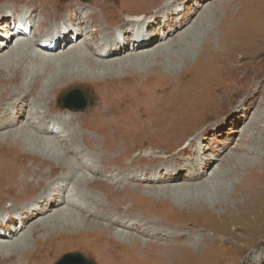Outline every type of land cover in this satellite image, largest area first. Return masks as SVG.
<instances>
[{
    "label": "rangeland",
    "instance_id": "obj_1",
    "mask_svg": "<svg viewBox=\"0 0 264 264\" xmlns=\"http://www.w3.org/2000/svg\"><path fill=\"white\" fill-rule=\"evenodd\" d=\"M11 1L15 0H0V6L4 5L0 10V26L1 24L7 23V21L4 20L10 13L12 15L11 19L16 21V14L19 10L11 7L9 4ZM35 1L42 5L44 11L47 10V7L42 4L43 0ZM67 1L68 0H62V3L58 4V8L64 9L62 4H65ZM81 1L86 3V5L92 2V0ZM173 1L174 0H94L93 5L96 8L101 11L106 10L110 13L106 14L107 18H111L110 16L117 14L119 17L116 18L129 21V16L123 15L122 13L124 11L137 13L135 15H141L142 22L136 23V30L141 29L146 32L148 28L155 27L159 35L158 39H153L150 46L142 47L137 51L130 50L129 52V50H126L121 53V55H116L110 59L121 58L129 53H137L155 48L161 43H168L170 39H175L179 33L193 26V23L199 17H201V20L199 18L201 25L197 27V29L195 28L191 31L187 42L183 41L181 45L180 43H175L171 46L172 48H168L169 53H166L167 56L165 57L163 56L165 53H161L162 55L158 56V61H162L163 65L159 64L160 67H156V70L145 69L121 73L119 77L106 75L105 78L107 79L93 81V83L92 81H69L70 83L66 82L68 84L65 83L64 86L58 88L55 94L52 93L51 97L47 95L37 103L42 102L41 113L45 112L46 108L49 109V104H51V109H49L50 112L55 113L59 111L58 108L65 109V107L61 105V102L68 91L72 89H82L90 93L89 95L85 92L88 99H91L92 102V105L86 109L87 111L93 106L94 109L98 108L95 97L100 96L101 99H104L103 87L104 85L109 86L107 81L126 84L127 79L130 77H140L141 82L138 83L141 85L145 84L148 80L159 79L162 81L160 84L157 82L155 85L152 84L150 86L151 92H148L141 98L140 105L133 111L131 116L122 118L124 120L122 130L125 133L124 138L127 140L124 139L123 141L116 142L114 148L110 149V143H98L102 141V136L105 134L106 130L109 131L102 127H100V129L105 131H98L100 136L97 133L98 135L96 134L95 138L93 136H87L84 133V129L86 128L80 129V132L79 129H77L75 132L76 134L69 133V128H66L67 133L65 132V134H62L65 138L60 141L62 142L64 140L65 142L66 139L72 140V138H74L80 144L82 142V136L88 137L90 141L85 137L84 143L90 148L91 144L89 142H91L98 151L96 153L93 150H84L83 146H79L81 148L79 152H82H78V154H80L79 159L85 156V154L82 155L83 152L86 154L91 153L93 154V158L98 161V166L105 164L106 167L111 165L115 167L122 165L125 162L124 160L129 158L128 161L134 157L141 158L139 152L143 150L152 155L162 157L163 159L170 156V154H165L163 151L154 150V146H159L161 149H170L171 151L180 146L182 148L186 147L185 149H177L175 151V153H177L175 157L167 158L169 161L165 162L166 165L169 162L171 163L167 165V169L163 168L162 174L164 177H162L161 174L157 176V172L155 173V170H153V177L155 179L161 177L162 180L177 174V171L173 169L175 168L174 165L181 164L183 166L186 164L187 166H185L184 169L179 168L182 171L180 173L182 178L180 179L181 182H179L180 180L177 182L173 180L151 182V180H140L138 177L133 179L131 173H128L129 176L126 174L128 177L118 174V178L114 180H108L100 174L96 175V177L101 180L115 182L117 188L126 185L148 186L153 189L154 187H164L166 185H174V187L175 185H191L194 187L196 183L207 182L205 180L211 177L213 171L219 170L221 173L218 172V175L220 174L218 178L223 181V184L219 186L217 195L212 196L209 198L210 200L205 203V208H209L215 213L214 217H216L215 220L217 223H215V221L212 224V220L209 221L206 219L207 216H202L204 217L202 219L199 218L197 214L204 212L202 208H196V210L192 208V214H179L180 211L182 212V206H179L180 211L178 210L176 215H174L175 212L167 215V211L173 209L172 204L168 202L169 200H161L159 203L157 201H152L156 208L154 211L150 210V206H146L145 209L140 210V207L136 205L133 207L135 211L134 216L142 214L150 221L143 219V223L146 224L144 235L141 233L138 234L135 231H131V233L142 237L150 243V247L143 250L144 253L148 254L146 255L148 259L146 262H143V259L135 257L136 254L132 252L133 250L137 251V254L141 253L137 247L131 249L128 247L129 249L126 250L119 246L121 250L117 249L111 253V256L115 260V264H125L128 262V259L130 261L129 264H264V0ZM188 1L192 4L199 5L195 7L197 11L192 15H190V11H185V5L189 4ZM167 3H171L172 5L156 12L152 11L153 14L150 13V15H142L151 8L158 7L161 4L166 5ZM50 4H55L54 0H49V5ZM17 5L20 4L16 3L14 6L16 7ZM86 11L87 10H81L78 12L77 18L72 23L74 26L73 30H80L78 28H80V25H83ZM37 12L38 11H34L37 17H33L34 19H32L34 23L28 31L30 33H28L29 38L33 37V32L31 31H33V28L36 29L37 22L44 21V18L41 15L39 16ZM98 17L102 21L103 26L106 27V21L101 18V15ZM69 19L67 14L60 16L59 20L53 21V23L50 24V30H61L69 23ZM202 19L203 23L201 22ZM184 23L186 25L181 31H178L177 34L174 33V36L171 35V33L168 34L173 25ZM127 25L128 23L116 25L110 31L113 33L109 37L112 38L117 35L119 38L122 37L123 39L130 40L131 35H127L126 37L119 35L124 28L125 30L131 28L129 27L130 25ZM20 27L22 28V26ZM93 27L94 26L88 30H92ZM68 30H71V28L68 27ZM125 30L123 32H125ZM82 31L86 33L89 32L84 29ZM0 33H3L2 29H0ZM71 34H73V32H71ZM17 35L18 34H15L13 37L16 38ZM85 35L87 34H84L80 40L74 38L73 41L82 44L80 41L85 38ZM167 35L171 36L166 39ZM87 36L91 38L89 34ZM2 38L3 37L0 36V40H2ZM161 38H163V40ZM159 39L162 41L165 39L166 41L155 43ZM128 40L127 42H129ZM76 43L72 44V46L70 45V48H77L79 44ZM14 44L15 41L13 39L6 48V51L11 50L12 47H17V45ZM67 45L65 49L63 48L65 52L70 49L69 44ZM73 45H76V47ZM130 47L131 46H129V48ZM17 48L19 49V46ZM82 48L85 47L82 46ZM36 49L42 52L37 53L39 58L44 54V51L39 48ZM58 52L60 53V51ZM57 53L55 52V54ZM52 54H54V52H52ZM33 65V62H28L27 66H30V68L28 67L29 69L27 68L26 72L29 73V75L35 72L39 73V68L36 67L38 69L34 70L35 66ZM23 66L24 64L22 67ZM40 69L43 71L40 70L38 77L34 81L36 87L33 88L31 94L27 95L29 100H36L34 99L37 98L35 94L41 88V83L44 78L51 72V69H48L45 65H42ZM147 71H150L148 75L151 77L145 78L148 73ZM163 72L167 73L168 76ZM155 76L158 77L154 78ZM6 81L0 80L2 88L8 86ZM57 82L59 83L60 81L58 80ZM174 84H177L179 87ZM170 85L171 87H169ZM162 86L163 88L167 87L164 94L160 90ZM126 89H129V87H126ZM61 91L62 93L60 94ZM156 94L159 97L162 96L158 98ZM153 95L156 97L155 100L152 97ZM151 100H153V102H151ZM34 105L36 106V104H33V106ZM66 108L73 109V111L76 112L79 111L71 107ZM28 110V106L23 108V111L20 113L21 120L27 116ZM101 112L109 115L110 109L108 111L106 106L101 109ZM119 113L122 115L124 111L120 110ZM65 117L70 116L67 115ZM95 120H97V118L94 114L90 117L89 121H85L83 124L86 127H89V124H93L96 127L98 123ZM25 121H20L19 125L15 128L1 129L0 132H7L10 129L16 130L18 127H21V123ZM69 125L70 127L72 126L71 128L74 127L72 124ZM87 130L91 131V129L88 128ZM159 130H161V134H155ZM62 135L53 134L49 136V138L54 136L57 138L63 137ZM104 139L108 141L106 138ZM4 140H6V138L0 139V141H2V144H0V208L4 207L7 203L10 204L21 198L17 197V185L19 181L17 182V180H14L13 175H16L17 172L21 170L22 165H24L26 171L31 173H29V180L32 178L39 179L41 174L47 179L48 177L46 176L48 175L46 171L65 169V167L59 166V164L50 159L42 158L41 155H33L40 153L30 142H26L27 145H25L29 153H24L26 150L22 151L21 148H19V151H13L11 149L12 147H9L7 143H3ZM64 142H62L63 146L65 144ZM190 143L193 145L189 147L188 145ZM101 147H104V150ZM48 150L49 148L46 149L47 153ZM108 150L109 152H107ZM3 151H5V153ZM55 152L56 157L60 155L57 151ZM19 153L24 154L19 155ZM49 155L53 156L54 153L50 152ZM76 155L77 153H74V156ZM100 157L101 159H99ZM88 159H91V157ZM205 161L208 163L206 164L207 173L204 172L202 174L204 168L200 165L197 166V163H205ZM85 166V169H90L89 172L95 170L90 161H88V164ZM195 169L196 171L193 172ZM85 173L88 172L86 171ZM57 174H59V172ZM81 174L82 172L78 173L77 176ZM192 175L198 176L196 181L191 180V178H193ZM17 179L19 178L17 177ZM117 179L119 183H117ZM76 180L78 181L77 178H75V182H77ZM44 183H46V181ZM97 189L108 194L107 198L110 203L106 206L108 208L123 209L120 203L130 201L131 199L133 201L143 202L144 199L138 195L128 196L127 193H122L121 190L116 189L111 184L108 186L97 185ZM39 190L38 185L32 186L31 184L28 188L30 194H33V192L36 193ZM125 190L126 189L123 191ZM196 191L197 188L195 187L191 189L192 194L199 193ZM134 193L137 192L134 191ZM135 197H138V199ZM218 203L221 204L218 205ZM127 204L130 207L133 206L129 203ZM24 207H27V205ZM7 209H9L8 204L6 209H0V212L6 211ZM192 210H189V212ZM163 212L164 214L161 215ZM46 214H52V212L49 211ZM46 214H43L41 217L37 216L32 218V220L29 221L30 224L21 230L13 239L19 238L22 233L27 234L30 230V226L35 223L34 221L37 222L39 219L44 218ZM134 216L131 219L133 221H135L133 218H140ZM6 217L7 213H0L1 223L9 221ZM89 217L90 219H94L91 216ZM101 223L107 224L109 222ZM128 223L131 222L127 221V224ZM66 224L71 225L70 227L72 230L78 226L77 221L69 220ZM152 226L155 228L154 230L151 229L153 228ZM101 230L102 229L99 228L93 232L92 229L89 231L90 234L83 235L85 238L77 235L76 231L72 232L70 230L69 232L64 231L63 233L65 235L62 236L59 234L47 236L42 229L35 230L32 233L33 238H30L29 250L27 249V253V250H24L25 254L21 252L17 255L13 253L10 255L11 257H0V264H27V262H23L27 258L31 260L28 261V263L32 264L35 262L39 263L40 261H48L51 263L53 261L52 258L55 256L56 259L54 260V264H58L66 254L70 253H79L86 259L93 261L94 264H101L100 259L90 252L93 246L102 242L105 244V240H107L105 237L96 238L97 235L105 233V230ZM50 231H53V229ZM97 232L98 234H93ZM55 235L57 237L53 238ZM147 235H149V237ZM79 239H82L81 241H84V243L80 242ZM57 241H59L61 245L57 243ZM69 242L74 244H69ZM76 244L77 246H75ZM190 245L192 247H190ZM158 246H160V248ZM162 246H165V248ZM180 246L183 247L180 248ZM219 247H223V250L220 249V252L217 250ZM48 248H50V250ZM155 253L160 254V256L164 255L165 258L158 259L157 256H155V258L151 256ZM141 257H143V255H141ZM149 257L153 258L149 259Z\"/></svg>",
    "mask_w": 264,
    "mask_h": 264
},
{
    "label": "bare ground",
    "instance_id": "obj_2",
    "mask_svg": "<svg viewBox=\"0 0 264 264\" xmlns=\"http://www.w3.org/2000/svg\"><path fill=\"white\" fill-rule=\"evenodd\" d=\"M176 1L179 0H174L173 2ZM16 3H19L20 5H17L15 7L14 5ZM54 3L55 4L49 5V0H43L42 4L47 7V10H45V12L43 10L42 5L40 3H37L35 0L11 1L9 3L11 7L16 10H19L16 14V21H13L11 19L12 15L10 13L8 17L4 20L7 21V23H4L3 25L1 24L0 26V29L3 30V33H0V36L3 37L2 40H0V54L4 52L0 55V80H7L6 82L8 83L7 87L2 88V86L0 85V119H2L0 120V130L9 129L13 127L15 128L19 125L20 121L22 122V120H26L25 122L21 123L22 126L18 127L16 130L10 129L7 132H0V139L6 138L3 143H7L9 147H12L11 149L13 151H19V148H21L22 151L26 150L24 153H29L25 145H27L26 142H30L40 153H32L33 155H41L42 158L50 159L53 162L59 164V166L65 167V169H54L46 171L48 175L46 176L48 177L47 179L43 177V174H41L39 179L32 178L31 180H29L28 177L31 173L24 169V165L21 166V170L17 172L16 175H13V179L17 180V182L19 181L17 185V197L21 198L15 202H11L10 204L7 203L9 209L0 212L7 213L6 218L9 219V221L7 222L1 223L0 221V257H9L13 253L14 255H17L21 252L24 253V250H29L28 246L30 244V238H33L32 233L38 229H42L47 236L54 234H59L62 236L65 235L63 233L64 231L69 232V230L72 232L76 231L77 235L79 236H85L88 233L90 234V230L93 229L94 232V230L101 228V231L105 230V233L97 235L96 238L105 237L107 239L105 240V244L104 242H102L96 246H93L90 249V252L95 254L100 259L101 264H115V260L111 256V253H113L117 249L121 250L119 246L126 250H128L129 248L131 249L137 247V249H139L141 253L137 254V251L134 250L132 252L136 254V258L143 259V262H146V260L148 259L146 255L148 254L144 253L143 250H146L148 247H150V243H148L147 240H144L142 237L132 234L131 231H135L138 234L141 233L142 235H144L146 230V224L143 223V219L148 221L150 220L148 218H145V216L142 214L134 216L135 211L133 210V207L137 205L140 207V210H142L145 209L146 206H150V210L154 211L156 208L154 207L155 204H153L152 201H157L159 203L161 200H169L168 202L172 204L173 209L167 211V215L172 214L174 212V215H176L177 211H180L179 206H182V212H178L179 214H192V208L195 210L196 208H202L204 212L197 214L199 218L202 219L204 218L202 216H207L206 219H208L209 221L212 220L211 223L213 224L216 221V217H214L215 213H213V210L205 208V203L210 200L209 198L217 195V193L219 192L217 191L219 186L223 184V181L218 178V176L220 175H218V172L220 171H213L211 177L205 180L207 182L199 184L196 183L194 185V187L197 188L196 192H199L198 194H192L191 189H194V187H192L191 185H175V187L174 185H166L164 187H154V189L149 188L148 186L126 185L117 188V186H115V182H111L108 180H114L115 178H118V174L126 175L128 173H131L133 175V179L138 177L140 180H151V182H161L165 180H173L174 182H177L178 180L182 179L180 176V173L182 171L180 169H184L185 166H187L186 164H184L183 166L181 164L174 165L175 168L173 169L177 171V174L169 178H164L161 180V177H158V179H155L153 177V170H155V173L157 172V176L161 174L162 177H164V175L162 174L164 170L163 168L167 169V165L171 163L169 162L166 165L165 162L169 161V159L167 158L175 157L177 154L175 153V151L182 147L180 146L171 151L170 149H161L159 146H154V150L163 151L165 154H170V156H167L163 159L162 157L152 155L151 153L143 150L139 152L141 158L134 157L130 161H128L130 158H126L127 160H124L125 162L122 165L116 167L111 165L109 167H106L105 164H101L98 166V161L93 158V154L91 153L86 154L85 152H83L82 155L85 154V156L79 159L80 154H78V152L80 151V147L82 146L84 147V150H93L96 153L98 151L91 142H89L91 144L90 148L87 147V144L84 143V139L86 136H82V142L80 144L77 140L72 138V140L66 139L65 142L63 140L62 142L65 143L63 146L60 140L65 138V136H63L62 134H65L67 130L66 128H69V133L73 134L76 132L77 129H79L80 132V129L86 128L84 129V133L87 136H93L95 138V135L98 133V131H105L103 129H100V127H102L108 129L109 131L106 130L105 134L102 136V141L98 143H110V149L114 148L116 142L123 141L124 139L127 140L126 138H124L125 133L122 130V127L124 126V120L122 118L131 116L133 111L140 105L141 98L145 96L148 92H151L150 86L152 84L155 85L157 82L160 84L162 81H160L159 79L148 80L143 85L138 83L141 82L140 77H130L127 79L126 84H119L117 82L107 81V83H109V86L104 85L103 87L104 99H101L100 96L95 97V102L98 104V108L94 109L93 106L87 111L86 109L92 105L91 99L89 100L87 96L86 98L88 100V106L84 110H79L78 112L73 111V109H67L65 107V109L58 108L59 111L51 113L49 110L51 109V104H49V109L46 108V111L41 113L40 110H42V102H37L41 101L47 95L51 97L52 93L55 94L58 88L64 86L66 82L70 83L69 81H92L93 83V81H102L107 79L105 78L106 75L119 77L121 73H129L145 69L150 70L155 69L156 67H160V65H163V62L158 61V56L162 55L161 53H165L163 55L164 57L167 56L166 53H169L168 48L173 46L175 43H180L181 45L183 41L187 42L191 31L195 28L197 29V27L201 25V17H199L200 20L198 18L193 23V26L179 33L175 39H170L168 43H161L166 41L165 39L164 41H162L163 38H161L162 40L159 39L157 42H155L161 43L158 45L159 47L156 46L155 48H150L137 53L126 54L121 58L110 59L116 55H121V53L125 52L126 50H129V52L130 50L137 51L142 47L150 46V43L153 42V39H158L159 37L155 27H147L148 30L146 32L145 30L141 29L136 30V23L140 21L142 22L140 17L141 15L136 16L135 14L137 13H132L130 11H124L122 13L123 15L129 16V21H123L122 18H116L119 16L114 13V16L109 15L111 18H107L106 14L110 13H108L106 10L101 11L96 8L93 5L94 0H92L91 4L89 5H86V3H83L81 0H68L65 4H62L64 6V9L58 8V4H61L62 0H54ZM171 3H167L166 5L161 4L158 7L156 6L155 8H151L142 15H150V13L153 14L152 11L156 12L167 8L169 5H172ZM3 6L4 5L0 6V10ZM185 6V11H190V15H192L195 11H197L195 7L199 5H196L194 3L192 4L189 2V4ZM81 10L87 11L84 14L85 17L83 19V25H78L80 27L78 29L80 30L75 31L73 30L74 26L72 25V23L77 18L76 16L78 12H80ZM34 11H38L37 14L39 16L41 15L44 18V21L37 22L36 29L33 28V31H31L33 32V37L29 38L28 36L30 33L28 31L34 23V20L32 19H34L33 17H37V15L35 16L36 13H34ZM64 14L68 15V18H70L69 20L71 22L69 21V23L61 30H50V24L53 23V21L59 20V17ZM99 15H101V18L106 21V27L103 26L102 21L98 17ZM201 22L203 23V19ZM126 23H128V25H130L129 27L131 28H127L128 32L127 29L125 30L124 28L125 32H123V30L119 35L123 37L131 35L130 40L123 39L122 37L119 38V36L117 35L112 38L109 37L113 33L110 31L116 25ZM185 25V23L173 25L172 29L168 34H177L178 31H181ZM20 26H22V28ZM92 26H94L95 28L93 27L92 30H88L91 29ZM68 27H70L71 30H68ZM83 29L89 32L86 33L82 31ZM71 32H73V34H71ZM15 34H18L16 38L13 37ZM84 34H89L91 38L85 35V38L80 41V43L82 44L73 41L74 38H78L80 40V38ZM171 35H167L166 39ZM13 39L17 47L19 46V49L17 47H12L11 50L6 51V48L9 46L10 42L13 41ZM127 40L130 43L127 42ZM75 43L79 44V46H77V48H70V45L72 46V44ZM67 44H69L70 49L66 50L65 52L63 48L65 49V47L68 46ZM73 46L76 47V45ZM82 46H84L85 48H82ZM129 46L131 47L129 48ZM36 48H39L44 51V54L41 55L39 58L37 56V53L42 52L40 50L38 51ZM58 51H60V53ZM52 52H54V54H52ZM55 52L58 53L55 54ZM27 60L28 62L30 61L31 63H34V70L39 68V73L42 65H45V67L51 69L50 74L44 78L41 83V88L35 94L37 98L34 99L36 100H29V98H27V95L31 94L33 88L36 87L34 81L38 77L39 73L35 72L29 75V73L26 72L27 68H30V66H27ZM23 64L24 66L22 67ZM147 72V76L145 78L151 77L148 75L150 71ZM165 74L167 75V73ZM157 77L155 76L154 78ZM58 80L60 81L59 83L57 82ZM171 85L169 87H171ZM174 85L178 86L177 84ZM126 87H129V89H126ZM162 88L160 90L164 94L165 89L167 87H164L163 89ZM84 92L90 95L87 90H84ZM61 93L62 91L60 92V94ZM152 97L155 100V95H153ZM157 97L160 98L158 95ZM151 102H153V100H151ZM33 104H36V106H33ZM25 106L29 107L28 114L21 120L20 113L21 111H23V108ZM106 106L108 108V111L110 109L109 115H106L101 112V109ZM120 110L124 111L122 115H120L119 113ZM94 114L97 118V120L95 121L98 123L96 127L93 124H89V127L84 126L83 123L85 121H89L90 117H92ZM67 115L70 117H65ZM69 124L74 125V127L71 128L72 126L70 127ZM87 128L91 129V131H88ZM160 131L161 130L157 131L155 134H161ZM53 134L62 135L63 137L57 138L54 136L52 138H49V136H52ZM103 137L106 138L108 141H106ZM86 138L88 139V137ZM88 140L90 141V139ZM0 144H2V141H0ZM191 145L193 144L190 143L188 146L190 147ZM48 148L49 150L47 153L46 149ZM101 148L104 150V147ZM185 148L186 147L182 149ZM109 150L107 152H109ZM55 151H57V153H60V155L56 157ZM3 152L5 153V151ZM50 152H53L54 155L50 156ZM24 153H19V155ZM74 153H77V155L74 156ZM90 157L91 159H88ZM99 159H101V157ZM88 161H90V163H92L95 168V170H93L92 172H89L90 169L88 170L84 168L86 167L85 165L88 164ZM206 164H208L206 161L205 163H197V166L200 165L202 166V168H204L202 174L207 171ZM83 171H87L89 174ZM195 171L196 169L193 172ZM58 172L59 174H57ZM80 172H82V174L77 176V174ZM99 174L102 177H106L108 180H101L97 178L96 175ZM128 176L126 175V177ZM17 177L19 179H17ZM192 177V181H196L198 178V176L193 175ZM75 178L78 179V181L76 180L77 182H75ZM45 181L46 183H44ZM179 182H181V180ZM117 183H119L118 179ZM31 184L32 186L38 185L40 190L36 193L33 192V194H30L28 188ZM109 184H111L116 189L121 190L122 193H127L128 196L138 195L141 198H144L143 202H138L136 200L133 201L131 199L130 201L120 203V205L123 206V209L106 207L110 204L107 198L108 194L104 193L103 191H99L97 189V185L108 186ZM124 189L126 190L123 191ZM134 191L137 193H134ZM135 198L138 199V197ZM127 203L133 206L130 207ZM7 204L0 209H6ZM219 204L221 203H218V205ZM25 205H27V207H24ZM73 207H75L76 210ZM189 210L192 211L189 212ZM49 211H51L52 214H46ZM43 214H46L45 217L39 219L37 222L34 221L35 223L30 226V230L27 234L22 233L19 238L13 239L20 233L21 230H23L27 225L30 224L29 221L32 220V218L37 216L41 217ZM163 214L164 212L161 213V215ZM88 215L93 217L94 219H90ZM133 216L140 218H133L135 220L133 221L131 220ZM69 220L77 221L78 226L72 230V228L70 227L71 225L66 224V222ZM127 221H130L131 223L127 224ZM101 222L109 223L103 224ZM12 223L14 224L11 225ZM215 223H217V221ZM52 229L53 231H50ZM151 229L154 230L155 228L153 227ZM93 234H98V232ZM56 235L55 237L53 236V238H56ZM147 236L149 237V235ZM82 239H79V241L84 243V241H81ZM57 243L61 245L59 241H57ZM69 244L74 243L69 242ZM75 246H77V244ZM158 247L160 248V246ZM162 247L165 248V246ZM182 247L180 246V248ZM190 247L192 246L190 245ZM222 248L223 247H219V249L217 250H219L220 252V249L223 250ZM48 249L50 250V248ZM28 250L26 251V253L28 252ZM141 255H143V257H141ZM151 256H153L154 258L155 256H157L158 259L165 258L164 255L160 256V254L158 253L152 254ZM151 258L149 257V259ZM52 259L53 261L51 263L48 261V263L45 261H40L39 263L35 262L34 264H54L56 256ZM28 261L31 260L27 258L23 262H27V264H32L28 263ZM129 263L130 261L128 259V262L125 264Z\"/></svg>",
    "mask_w": 264,
    "mask_h": 264
},
{
    "label": "water",
    "instance_id": "obj_3",
    "mask_svg": "<svg viewBox=\"0 0 264 264\" xmlns=\"http://www.w3.org/2000/svg\"><path fill=\"white\" fill-rule=\"evenodd\" d=\"M61 105L77 110H83L88 106V100L86 98L85 92L82 89H72L64 95ZM73 262L76 264H94L93 261H89L79 253L66 254L58 264H67Z\"/></svg>",
    "mask_w": 264,
    "mask_h": 264
}]
</instances>
